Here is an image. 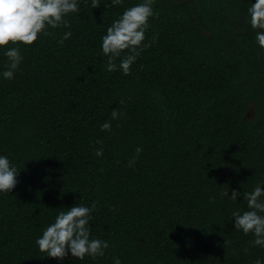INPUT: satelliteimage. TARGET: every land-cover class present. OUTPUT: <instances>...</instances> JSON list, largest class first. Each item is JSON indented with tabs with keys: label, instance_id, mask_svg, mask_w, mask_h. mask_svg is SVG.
Returning <instances> with one entry per match:
<instances>
[{
	"label": "trees",
	"instance_id": "1",
	"mask_svg": "<svg viewBox=\"0 0 264 264\" xmlns=\"http://www.w3.org/2000/svg\"><path fill=\"white\" fill-rule=\"evenodd\" d=\"M247 4L156 0L150 47L128 76L108 73L106 57L97 54L123 7L82 5L69 17L72 36L63 46V28L21 46L15 79L0 80V154L21 169L12 193L0 195V264L264 258L229 220L246 201L219 197L264 180V49L245 19ZM5 61L0 53V69ZM106 120L111 130L101 131ZM93 200L91 231L109 242L106 256L43 257L34 243L42 228L58 211Z\"/></svg>",
	"mask_w": 264,
	"mask_h": 264
},
{
	"label": "clouds",
	"instance_id": "2",
	"mask_svg": "<svg viewBox=\"0 0 264 264\" xmlns=\"http://www.w3.org/2000/svg\"><path fill=\"white\" fill-rule=\"evenodd\" d=\"M102 3L106 9L123 7V11L107 26L97 54L106 57L104 68L108 73L130 75L138 57L150 47L146 32L151 27V20L157 16L156 0H135L128 7H124L125 0H0V53L6 58L5 66L0 69V80L15 79L24 60L21 46H34L51 35L49 29L58 28L68 29L57 40V44L63 46L72 36L69 17L79 15L82 5L86 11L89 5L93 9ZM245 19L254 33L255 44L264 49V0H248ZM119 116L115 109L111 112L113 120ZM100 130L110 131L111 121L101 124ZM142 151L141 147L136 148L137 154ZM95 155L102 156L103 148L96 149ZM135 160L133 157L129 166ZM20 170L7 154H0V195L12 193L19 183ZM241 196L243 199H238ZM219 197H228L232 202L246 201V207L234 209L229 220L235 230L252 237V247L264 249V180L257 182L251 191L233 188L231 194L224 190ZM79 200L83 201V196ZM96 210L97 201L93 200L88 204L76 202L58 211L35 238L38 251L44 254L43 257L60 262L69 256L80 261L86 257L92 260L105 257L109 242L94 237L91 231ZM112 264H123V261L119 256H113ZM252 264H264V258L257 257Z\"/></svg>",
	"mask_w": 264,
	"mask_h": 264
},
{
	"label": "rangeland",
	"instance_id": "3",
	"mask_svg": "<svg viewBox=\"0 0 264 264\" xmlns=\"http://www.w3.org/2000/svg\"><path fill=\"white\" fill-rule=\"evenodd\" d=\"M250 114H249V116H252L253 115V108L252 109H250Z\"/></svg>",
	"mask_w": 264,
	"mask_h": 264
},
{
	"label": "water",
	"instance_id": "4",
	"mask_svg": "<svg viewBox=\"0 0 264 264\" xmlns=\"http://www.w3.org/2000/svg\"><path fill=\"white\" fill-rule=\"evenodd\" d=\"M249 114H250V112L247 113L248 117H249Z\"/></svg>",
	"mask_w": 264,
	"mask_h": 264
}]
</instances>
